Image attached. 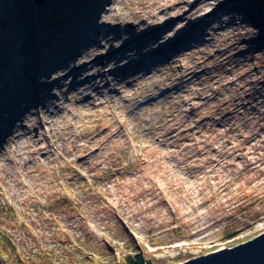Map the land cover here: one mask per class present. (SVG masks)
Masks as SVG:
<instances>
[{"label":"rangeland","instance_id":"374dc122","mask_svg":"<svg viewBox=\"0 0 264 264\" xmlns=\"http://www.w3.org/2000/svg\"><path fill=\"white\" fill-rule=\"evenodd\" d=\"M152 1L88 0L41 67L17 64L0 88V255L10 264H107L136 247L153 264H180L264 231L261 5L206 0L217 8L207 22L175 24L158 41L138 14ZM127 44L154 54L146 97L99 107L59 87L84 55L107 59ZM53 95L60 109L50 114L41 103ZM40 144L50 152L18 156Z\"/></svg>","mask_w":264,"mask_h":264},{"label":"bare ground","instance_id":"6f19581e","mask_svg":"<svg viewBox=\"0 0 264 264\" xmlns=\"http://www.w3.org/2000/svg\"><path fill=\"white\" fill-rule=\"evenodd\" d=\"M186 1H189V8L187 11L182 12V9L188 6L186 5ZM205 4L206 0H167L163 3H161L160 0H153L151 3H147L148 9L138 13L143 19H145L148 26H152L151 32L144 34V37H157L158 41H161L167 38L166 36H161L162 34L164 35V30L166 29V32L171 31L172 26L175 24L179 25L178 29L180 32H182L188 24H190L191 28L196 27L199 24H204V22L208 21L211 15L217 13V8H206ZM151 5L155 8L152 13L149 11ZM193 30L194 29H192V31ZM180 41H182L181 38L174 40L171 42L168 49L172 53H176H174L175 59L172 60V63L175 64L180 63L182 60L181 55H184L183 48L185 46L180 47ZM129 46L130 45L128 44L122 45V48L120 50L118 49L117 52L109 51L106 56L107 59L105 56L97 55L96 52H94V60L92 59L93 57L91 58L93 55L92 53L84 55L78 68H75L71 72L65 70L67 73L62 77V84H60L59 87H62L64 83L69 82L65 88L66 93L72 97H78L80 94L83 95L86 93L89 96V99L86 97L88 100L86 103H89V100H91L94 105L99 107H111L116 99H123V107H128L133 104L137 96L142 95L143 97H146L148 94L144 93V88L146 80L148 79L147 74L149 69L144 67L145 70H143V64L147 59L153 58L154 54H139L133 50L130 53L126 51ZM137 55L140 56L138 61L135 59ZM172 63L167 62V64H171V66ZM178 66L179 71H181L180 68L183 69V66H180V64H178ZM59 70L62 71L61 69ZM85 72L89 73L84 75ZM82 74V79H79L76 83L72 82V79L75 76H82ZM160 75H162V73L158 74V76ZM126 77L127 84L124 85L123 80ZM99 85L101 88L108 89V98H104V90H102L101 97H96L98 94L97 87H99ZM160 96L164 98L163 95ZM53 98L55 103L50 101H46V104L41 103V108L50 111V114L53 113V110L60 109V104L57 103L58 98L56 99L54 95L51 99ZM34 107L35 106L30 104L25 111L24 109H22V111L30 112ZM50 108L52 109L50 110ZM34 116V114H31V117L27 119L32 121ZM17 138H19V135ZM21 149L22 152L18 155L21 159L26 158L28 154H37V151L42 155L50 152L49 149L46 150V146L43 144H40L37 147L26 145ZM86 158L87 157H84L83 159Z\"/></svg>","mask_w":264,"mask_h":264},{"label":"trees","instance_id":"16d2710c","mask_svg":"<svg viewBox=\"0 0 264 264\" xmlns=\"http://www.w3.org/2000/svg\"><path fill=\"white\" fill-rule=\"evenodd\" d=\"M87 2L88 0H0V88L8 86L9 75L17 64L29 72L35 62L41 67L47 49L59 47L63 43L69 35L67 22L75 19L76 12ZM251 2L258 7L261 5L260 20L264 22V0ZM234 229L235 227L228 226L225 232ZM14 260L13 258L12 261ZM12 261L8 256L0 255V264H10ZM19 262L30 263L24 259ZM107 264L153 262L136 247L132 253L122 255Z\"/></svg>","mask_w":264,"mask_h":264},{"label":"water","instance_id":"95a60500","mask_svg":"<svg viewBox=\"0 0 264 264\" xmlns=\"http://www.w3.org/2000/svg\"><path fill=\"white\" fill-rule=\"evenodd\" d=\"M180 264H264V231L252 240L225 245L214 252L192 256Z\"/></svg>","mask_w":264,"mask_h":264}]
</instances>
